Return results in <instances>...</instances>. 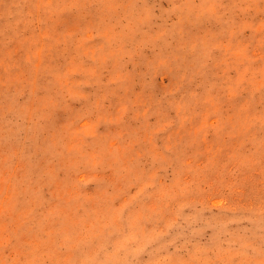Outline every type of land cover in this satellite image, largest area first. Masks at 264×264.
<instances>
[{
    "label": "rangeland",
    "instance_id": "1",
    "mask_svg": "<svg viewBox=\"0 0 264 264\" xmlns=\"http://www.w3.org/2000/svg\"><path fill=\"white\" fill-rule=\"evenodd\" d=\"M0 264H264V0H0Z\"/></svg>",
    "mask_w": 264,
    "mask_h": 264
}]
</instances>
